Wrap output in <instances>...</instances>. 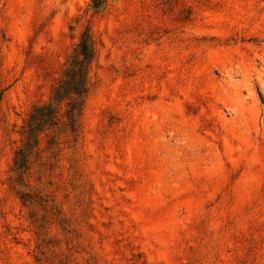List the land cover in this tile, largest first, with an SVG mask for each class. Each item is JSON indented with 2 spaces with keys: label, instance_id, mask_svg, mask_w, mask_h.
I'll return each instance as SVG.
<instances>
[{
  "label": "rangeland",
  "instance_id": "374dc122",
  "mask_svg": "<svg viewBox=\"0 0 264 264\" xmlns=\"http://www.w3.org/2000/svg\"><path fill=\"white\" fill-rule=\"evenodd\" d=\"M103 1L0 0V264H264V0ZM85 30L78 135L20 179Z\"/></svg>",
  "mask_w": 264,
  "mask_h": 264
},
{
  "label": "trees",
  "instance_id": "16d2710c",
  "mask_svg": "<svg viewBox=\"0 0 264 264\" xmlns=\"http://www.w3.org/2000/svg\"><path fill=\"white\" fill-rule=\"evenodd\" d=\"M103 0H91L94 11L102 9ZM95 49L89 30H85L75 48L68 55L62 77L55 86L50 99L35 105L23 128L24 141L13 155L12 171L21 179L39 152L40 135L50 129L51 135L45 148L57 144L55 131L64 129L67 133L78 135L79 117L89 91L88 72L94 58ZM64 104V105H63ZM64 106L60 112L61 106ZM23 200V195L20 194ZM28 200L24 199V202Z\"/></svg>",
  "mask_w": 264,
  "mask_h": 264
}]
</instances>
